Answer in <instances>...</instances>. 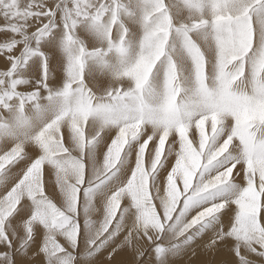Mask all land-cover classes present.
Listing matches in <instances>:
<instances>
[{
  "label": "snow or ice",
  "instance_id": "obj_1",
  "mask_svg": "<svg viewBox=\"0 0 264 264\" xmlns=\"http://www.w3.org/2000/svg\"><path fill=\"white\" fill-rule=\"evenodd\" d=\"M264 264V0H0V264Z\"/></svg>",
  "mask_w": 264,
  "mask_h": 264
},
{
  "label": "bare ground",
  "instance_id": "obj_2",
  "mask_svg": "<svg viewBox=\"0 0 264 264\" xmlns=\"http://www.w3.org/2000/svg\"><path fill=\"white\" fill-rule=\"evenodd\" d=\"M203 259H204L203 257L196 258L195 264H200V261H202Z\"/></svg>",
  "mask_w": 264,
  "mask_h": 264
},
{
  "label": "rangeland",
  "instance_id": "obj_3",
  "mask_svg": "<svg viewBox=\"0 0 264 264\" xmlns=\"http://www.w3.org/2000/svg\"><path fill=\"white\" fill-rule=\"evenodd\" d=\"M195 260H196V258L194 259V264H195Z\"/></svg>",
  "mask_w": 264,
  "mask_h": 264
}]
</instances>
